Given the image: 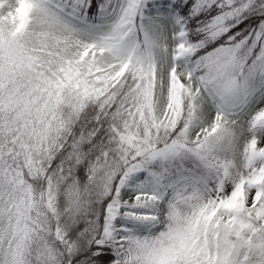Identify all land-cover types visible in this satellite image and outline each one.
Masks as SVG:
<instances>
[{"label": "snow or ice", "instance_id": "6c2138e0", "mask_svg": "<svg viewBox=\"0 0 264 264\" xmlns=\"http://www.w3.org/2000/svg\"><path fill=\"white\" fill-rule=\"evenodd\" d=\"M0 264H264V0H0Z\"/></svg>", "mask_w": 264, "mask_h": 264}]
</instances>
